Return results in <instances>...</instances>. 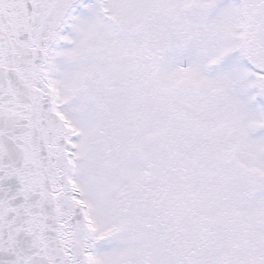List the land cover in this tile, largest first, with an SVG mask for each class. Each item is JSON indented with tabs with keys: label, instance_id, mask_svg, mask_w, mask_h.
I'll return each instance as SVG.
<instances>
[{
	"label": "snow or ice",
	"instance_id": "obj_1",
	"mask_svg": "<svg viewBox=\"0 0 264 264\" xmlns=\"http://www.w3.org/2000/svg\"><path fill=\"white\" fill-rule=\"evenodd\" d=\"M0 264H264V0H0Z\"/></svg>",
	"mask_w": 264,
	"mask_h": 264
}]
</instances>
